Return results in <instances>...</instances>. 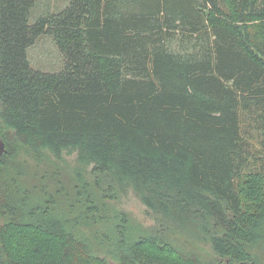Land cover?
<instances>
[{
    "label": "trees",
    "instance_id": "16d2710c",
    "mask_svg": "<svg viewBox=\"0 0 264 264\" xmlns=\"http://www.w3.org/2000/svg\"><path fill=\"white\" fill-rule=\"evenodd\" d=\"M34 6L0 0V264H264V0Z\"/></svg>",
    "mask_w": 264,
    "mask_h": 264
},
{
    "label": "rangeland",
    "instance_id": "374dc122",
    "mask_svg": "<svg viewBox=\"0 0 264 264\" xmlns=\"http://www.w3.org/2000/svg\"><path fill=\"white\" fill-rule=\"evenodd\" d=\"M69 4V0H35V6L32 10V15L30 22H35L36 19L45 13H56L65 9ZM28 58L33 68L41 70L44 72H57L62 69L64 64V57L61 53L54 38L45 34L39 37L36 42L28 50ZM77 154H65L64 160L59 162H50L49 165L44 164L38 169L37 175L40 177L42 173L46 171L45 179L48 183L53 185L52 175H54L55 168L57 173L55 175L58 177L66 179L71 175L72 165L75 163ZM37 164L33 159L30 160L29 170H36ZM31 173L34 171H30ZM116 207L120 210L127 212L136 224H141L144 227L152 226L154 221L150 215L147 214L145 205L141 202L139 197L132 191L121 196V198L113 202ZM255 253H257L261 259L264 261V241L258 243L254 248Z\"/></svg>",
    "mask_w": 264,
    "mask_h": 264
},
{
    "label": "water",
    "instance_id": "95a60500",
    "mask_svg": "<svg viewBox=\"0 0 264 264\" xmlns=\"http://www.w3.org/2000/svg\"><path fill=\"white\" fill-rule=\"evenodd\" d=\"M4 150V144L3 142L0 140V154L3 152Z\"/></svg>",
    "mask_w": 264,
    "mask_h": 264
}]
</instances>
